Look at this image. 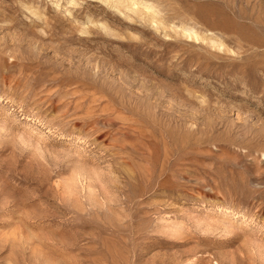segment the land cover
<instances>
[{"label":"rangeland","instance_id":"obj_1","mask_svg":"<svg viewBox=\"0 0 264 264\" xmlns=\"http://www.w3.org/2000/svg\"><path fill=\"white\" fill-rule=\"evenodd\" d=\"M133 1L0 0V264H264V0Z\"/></svg>","mask_w":264,"mask_h":264},{"label":"bare ground","instance_id":"obj_2","mask_svg":"<svg viewBox=\"0 0 264 264\" xmlns=\"http://www.w3.org/2000/svg\"><path fill=\"white\" fill-rule=\"evenodd\" d=\"M120 1V0H118ZM133 1V0H132ZM141 1V0H140ZM123 2L125 3V0H123ZM127 2V0H126ZM138 2V0H137ZM113 3V2H112ZM117 4V3H116ZM123 4V3H122ZM136 4L135 1L131 2L129 5H126V8L131 10V11H138V8L137 9H132L131 6ZM120 7H121V4H119ZM144 5V4H143ZM142 7L144 9H146L147 11H151L152 12V6L148 5H144ZM140 6V5H139ZM125 8V9H126ZM198 9V10H197ZM196 9V11L194 12V16L198 18L199 21H201L208 30H219V31H227L229 30L231 27H235L236 24L231 20L229 19L228 17H226L224 14L222 16H219V17H215L213 16L211 13H208L207 10H204L202 9L201 7H198ZM201 9V10H199ZM141 11V10H140ZM139 13V12H138ZM155 13V12H154ZM194 17V18H195ZM151 20V19H149ZM197 24V23H196ZM254 25V24H253ZM182 30V29H181ZM241 33V32H240ZM239 35L243 38H245V35L243 33H241ZM190 35V34H189ZM188 35V36H189Z\"/></svg>","mask_w":264,"mask_h":264}]
</instances>
